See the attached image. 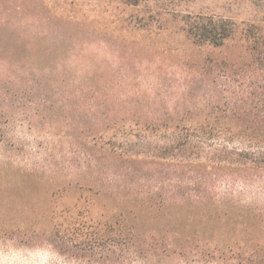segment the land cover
<instances>
[{"label": "rangeland", "instance_id": "374dc122", "mask_svg": "<svg viewBox=\"0 0 264 264\" xmlns=\"http://www.w3.org/2000/svg\"><path fill=\"white\" fill-rule=\"evenodd\" d=\"M195 15L234 22L235 42L192 45ZM245 29L264 35V0H0V264H264V169L117 159L89 138L249 126L234 117L264 110V67Z\"/></svg>", "mask_w": 264, "mask_h": 264}, {"label": "trees", "instance_id": "16d2710c", "mask_svg": "<svg viewBox=\"0 0 264 264\" xmlns=\"http://www.w3.org/2000/svg\"><path fill=\"white\" fill-rule=\"evenodd\" d=\"M181 21L182 33L194 46L217 49L227 42L236 40L237 27L234 22L203 15L187 17ZM239 41L247 53V59H250V64L264 67V35L255 29H245ZM261 95L264 99V87ZM251 111L245 110L241 116L234 117L242 123L249 124L247 127L235 130L186 127L176 124L164 130L151 127L136 134H126L117 130L116 136L112 138L107 132L94 131L89 138L92 147L96 146L117 159L144 156L155 161L164 160L179 168H209L214 171L238 172L264 169V110ZM157 132L162 134L161 137L165 141L162 145L150 147L151 151L147 149L146 152L135 153L134 150L137 148L142 150L147 144L144 141L154 137L153 133ZM233 142L242 145V148L232 147L230 144ZM200 184H203V181ZM188 195L190 197L187 198ZM187 196H180L179 200L198 203L199 200L204 199L201 191L188 193Z\"/></svg>", "mask_w": 264, "mask_h": 264}]
</instances>
